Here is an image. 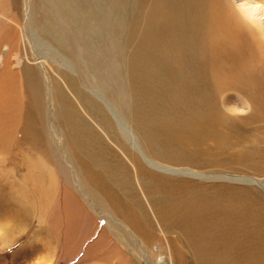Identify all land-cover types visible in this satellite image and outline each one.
<instances>
[{
    "label": "rangeland",
    "instance_id": "obj_1",
    "mask_svg": "<svg viewBox=\"0 0 264 264\" xmlns=\"http://www.w3.org/2000/svg\"><path fill=\"white\" fill-rule=\"evenodd\" d=\"M34 2L35 32L45 44L40 52L52 57L41 60L55 89L57 122L70 160L79 175H95L98 188H107V213L131 229L133 218L143 224V234L134 231L150 264H207L200 253L202 237L188 235L179 216L163 211L168 201H185L192 217L198 207L195 222L204 224L221 221L218 210L227 205L253 212L237 223L246 228L249 222V242L264 254V0ZM24 5V0H0V36L9 44L10 31L16 33L1 51L17 53V63L35 71L46 111L47 83L32 56L35 44L25 37ZM4 68L0 63V75ZM10 69L17 82L24 79L19 68ZM23 82L27 87L29 80ZM130 83L142 93L138 100L153 107L144 113L141 130L148 128L157 152L184 154L178 166L194 174L160 173L124 138L115 116L133 121ZM99 88L104 100L95 94ZM187 101L212 107L216 116L201 130L172 125V112ZM25 125L15 123L14 132H3L9 143L0 142V264H142L80 198L69 171L67 177L58 172L57 162L66 164L64 151H53L46 138L41 149L32 146L24 140ZM43 125L39 121L38 129ZM134 127L142 151L167 163ZM233 230L236 240L248 238L237 226ZM158 247L171 250L174 263L167 254L159 260ZM238 255L233 254L236 260ZM236 263L264 264V257Z\"/></svg>",
    "mask_w": 264,
    "mask_h": 264
},
{
    "label": "bare ground",
    "instance_id": "obj_2",
    "mask_svg": "<svg viewBox=\"0 0 264 264\" xmlns=\"http://www.w3.org/2000/svg\"><path fill=\"white\" fill-rule=\"evenodd\" d=\"M64 1L65 0H58V3H56L55 0H51V4L53 6L54 5L56 6V4L58 6L60 4V6H61ZM34 3H35L34 0H24V4H25L24 10L25 11H24L23 18H24V22H25V37L28 41H32L35 44V48H34V50H32V56L34 57V60L36 62V66L39 68L38 72H40L42 74V77L44 80L43 82L47 83L48 94H47V100L45 101L46 102V111H44V107H43V103H42L43 94L41 92V89L36 85L39 83V80H38V77H37L35 71L33 69H31L30 67L23 69L24 64H20L19 62H18L19 63V65H18L17 53L8 52V51L6 53V52L1 51V48L3 46L7 47L10 44V41L12 40V38H14L16 36V33L13 30L10 31L9 44H8V41L5 40V38L2 39L0 36V63H2V64L5 63V68L3 69V73L0 75L1 76L0 77V142L1 141L5 142V143L8 142L5 140V137H3L4 136L3 132H8L7 134H10L13 129L15 130V127H12L15 123L26 121L25 133L23 132L24 138H25L24 140L28 141V139H29L32 146H36L37 148L41 149L40 147L43 144V138H46L49 141V145L53 151L55 149L61 148L64 151V155L66 157V164L64 165L58 159V161H59V162H57L58 163V172L61 173L62 176L67 177L68 176L67 171H69V173L72 176L73 183H74L73 189L75 187L74 190H76V192L80 196V198H82L87 205H90V208L93 209V212L97 213V215H100L102 220L106 222V224H107L106 230H109L112 232L111 237L115 238L114 239L115 242L121 244L122 246H125L128 249V251H130L129 248H131V250L132 249L138 250L140 252V254L135 253V251L133 250V252H132L133 255H136L135 257H137V259L139 260L140 263L150 264L151 262H149L147 257H145V256H147L146 249H144V247L141 246L143 240L138 238L136 233H135L136 230L134 231V229H137L138 232L143 234V231L145 230L143 224H139L138 222H140V221L137 222L133 218L131 221L134 222V224L132 225L134 229H131L130 227L128 228L126 226L127 224L124 223L125 222L124 220H123L124 221L123 222L119 218H115L114 215L107 213L106 212L107 204L104 201L107 198V194H108L107 188L104 189L102 187V184H101L100 189L98 188L100 186V183L98 182V179L96 178L95 175H93V176L87 175L85 177L86 179L83 177V175L82 176L79 175V173L76 169V166L70 160V154L68 151L69 148L67 147L68 145L63 138V134H62L61 129H60L58 122H57L58 120H57V115H56V106H55L56 103H55V95H54L55 89L53 86H51V80L48 76L49 73L46 71L45 64L41 60L42 58L52 59V57L51 56L49 57L48 55L42 56V54H44V53L40 52V46H44L45 44L42 42V40L40 39L39 36L37 37V34L35 32L36 18H35V12H34ZM54 12H56V11L54 10ZM60 13L62 14V12H60ZM69 22H70V20H69ZM11 53L13 54V56H10L7 58L6 55L7 54L10 55ZM53 61H55V60H53ZM181 62L183 63L182 60H181ZM10 65H14V67L19 68L20 73H21V71H22V73L24 72V79H22V78L17 79L18 80V82H17L15 79L18 76H17L16 72L11 71ZM180 65L183 67L182 64H179L180 68H181ZM25 79L29 80V83L27 84L28 88L25 87V85H24L23 80H25ZM132 81L134 82V80H132ZM132 84L130 83L129 87ZM137 85H138V83H137ZM19 88L21 90L20 94L18 93V95H16V90ZM139 88H140V86H139ZM99 89H97L96 92L95 91L94 92L97 96L101 97L100 98L101 100H104L105 94L103 93L101 88H99ZM129 93L130 94L132 93V96L130 95V101L132 104V107H131L132 112L131 113H132V118H133V121L135 124H133V121H131V119L127 120L124 116L122 117L120 115H116L115 120H116L117 124L119 125V128H120L121 133L123 134L124 138L130 143L132 148H134L135 150H139L143 159L145 160V162L150 167H152L153 169L160 171V173L171 174V175L172 174H179V175H181V174H187V175L194 174V172H191L189 170L191 172L190 173L188 171V169L178 166L180 164H183V157H184L183 155L184 154L179 155L180 153L179 154L174 153V151H172L170 153L168 152L166 154V151L163 153L164 150H162V149H161L162 152H157V150H159V148H158L159 146L156 147L154 145V141L148 132V128H147V131L141 130V129H144L146 127V125H145L146 123L144 122V119L142 117L149 111V109H151L153 107H150L149 105H147L143 102H140V100H138L139 98H141L142 93L140 94V92H139V94H137V92L134 91V84L131 86ZM175 93H177V92H175ZM134 95H136V96L134 97ZM187 102L188 103L181 104L177 111L172 112L173 119H176L175 122H171L172 125L182 127L183 129L186 128V129H199V130H201L203 127V124L205 122L209 121L210 118H213L216 116V114H214L215 111L212 110V107H210V106H204L203 104H201L199 102H196V103L192 102V101H187ZM176 106L172 105L171 107L177 108ZM186 107L188 108V110L189 109L191 110L190 114H189V112L187 113L188 110L185 112L183 111ZM109 108H110V106H109ZM170 110H172V109H170ZM42 111L45 113L46 117L42 116ZM39 116H41L40 119H39ZM39 121H41L45 125V126L43 125L42 130L38 129L39 128L38 127ZM127 121H129V122H127ZM142 123L145 127L142 126ZM134 125H137L139 130L142 131V132H140L141 141L146 140V139L149 140L150 146L155 149L154 154H157L158 156L162 155L160 157H162L163 159L166 158L165 161H167V163L166 162L162 163L161 161L155 160L153 157L150 158L148 155H146L142 151L141 146H140V141H139L140 138L135 134V132L133 131L134 129L132 130V128H131V126L134 127ZM18 126H19V124H18ZM41 128H42V126H41ZM14 130H13V132H14ZM23 131H24V129H23ZM167 132H168V129H167ZM171 132H173V131H171ZM0 144H2V143H0ZM4 145H6V144H4ZM137 158L138 157L135 156V165L140 167V164H138V165L136 164ZM174 165L178 166V167L175 168ZM243 180L244 179H240L237 181H243ZM246 182H250V181L247 180ZM103 192L106 194H103ZM115 208H116V206H115ZM234 208L236 209V207H233L231 205H229V206L227 205V207L224 210H218L220 212L219 216L222 217L221 221L213 220L211 222H206L205 224L202 222V220L200 222H195V220H197L196 218L199 216V208L198 207L196 208L195 213H193L192 208H190V210L193 213V217L188 215L189 207L185 201H180V202L172 201L171 203H170V201H168V203L166 204L165 210H163V211L168 212L169 216H173V217H175L176 215L179 216L180 217L179 219L183 220V224H182V226L184 227L183 229L185 230L186 233H189L188 235H190V234L194 235L193 233L197 232L195 234H196V237H198L197 234L199 233L200 238L202 237L201 239H202V243H203L202 248L200 249L201 250L200 253L202 255H206V258L204 257L205 258L204 262L207 264H217V263H219V264H237L236 261L241 257H243L245 259L250 258L253 262L258 260V259H263L264 254L260 253L261 250L258 251V249H256L258 247L253 246L251 244V241L249 242V240L252 239L251 234H250L252 232L248 231V223L249 222L247 223L246 228H244L242 226L243 224L237 223L242 218L249 217L253 212H251V211L249 212L248 210H245L242 212V210H241L242 213H240V212L236 211ZM169 216H168V218H169ZM175 218L173 219V221L171 220V222L174 224H175ZM171 222H170V224H171ZM226 222H228L227 227H229V229H227V227L225 226ZM256 222H257V218H256ZM179 224H180V222H179ZM235 226H237L240 229L241 233L244 232L242 235H244L248 238H241L240 237V240H238V239L236 240V236L238 235V231L235 230L236 231V234H235V232L233 230V228ZM124 228L128 231L127 236H123ZM183 229H181L182 233H184ZM255 234H256V236H258V239H260L259 238L260 233L257 232ZM191 237H193V236H191ZM260 241L263 245L262 239H260ZM143 244H144V242H143ZM248 247L250 250H251L250 247H253L254 250L249 251ZM260 247H262V246H260ZM157 251H158L157 256H159L158 257L159 260H163V258H165V256H166V254L169 255V257L171 258L173 263H174V260H176V258H177L174 256V254L172 255L171 250L168 251L166 249V247H163V249H159V247H158ZM235 251H237L239 254L237 256L238 257L237 260H236V257L233 256ZM164 252H166V253H164ZM200 253H198V254H200ZM140 255H144V259H142L143 256L141 257ZM253 256H256V257H253ZM179 259H178V261H179Z\"/></svg>",
    "mask_w": 264,
    "mask_h": 264
}]
</instances>
